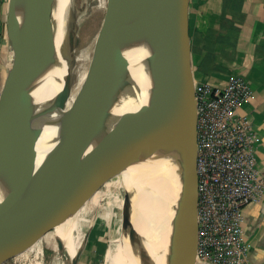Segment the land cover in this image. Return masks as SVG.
I'll use <instances>...</instances> for the list:
<instances>
[{
    "label": "water",
    "instance_id": "water-1",
    "mask_svg": "<svg viewBox=\"0 0 264 264\" xmlns=\"http://www.w3.org/2000/svg\"><path fill=\"white\" fill-rule=\"evenodd\" d=\"M46 4L8 1L11 56L0 93V261L29 234L45 231L57 214L79 203L119 157L164 132L168 138L162 146L169 156H178L181 186L174 208L179 247L171 264H196V100L188 0H108L104 47L93 72L90 110L95 124L65 142L57 140L66 122L86 112H72L69 104L77 39L71 22L62 64L46 20ZM132 31L151 41L148 58L138 68L128 54ZM105 69L113 72L122 94L108 115L106 100L99 102ZM48 74L54 78L52 90L46 87ZM26 110L40 119L46 132L38 154L16 166L9 134ZM125 191L127 226L134 228L143 248L144 264H163L139 232L141 220L131 188ZM59 242L64 248V241ZM64 251L68 264H77L78 254Z\"/></svg>",
    "mask_w": 264,
    "mask_h": 264
},
{
    "label": "bare ground",
    "instance_id": "bare-ground-1",
    "mask_svg": "<svg viewBox=\"0 0 264 264\" xmlns=\"http://www.w3.org/2000/svg\"><path fill=\"white\" fill-rule=\"evenodd\" d=\"M100 4L102 5V0H100ZM55 14L57 18L56 8ZM106 15L107 10L100 26L92 31L91 36H87L85 33L79 35V44L73 51L69 104L72 112L77 110L86 112L84 115L71 118L66 122L57 142H65L95 124V117L90 110L93 72L95 60L104 47ZM59 40H63L60 28L59 38L55 39V46L59 58L64 64L66 54L60 47ZM150 49L151 41L143 33L131 32L128 54L131 63L136 68L145 64ZM46 81V87L52 90L54 88L53 76L48 74ZM101 83L102 94L99 97V102L106 100L104 115H108L117 106L122 94L111 70H104ZM45 132L46 126L35 114H32L30 110L23 112L9 134L13 143L16 166L38 154ZM167 138V133L159 132L118 158L122 169L121 175L125 176L124 179L131 188L137 203L141 220L139 232L147 237L151 250L159 254L163 264H171L175 251L179 247L180 236L176 229L174 209L175 201L181 191L178 174L179 160L177 155L169 156L168 150L162 146L163 141H166ZM113 185L121 186V182L116 180ZM101 198L97 192L92 197L87 194L82 197L79 203L64 210L63 215L55 217L54 221L57 224L60 222L64 226V230L66 227L67 250L71 254H75L77 248L81 246L84 231L90 227L92 211ZM113 202L117 207L124 205L125 208V200L122 201L114 197ZM54 229L44 234L45 231L39 228L29 234L15 246L13 252L18 254L16 257L18 259L31 258L32 264H42L44 246L56 235ZM144 260L143 248L136 238L134 228L122 226L119 235L109 242L104 256L105 264H144ZM65 264H68L66 255Z\"/></svg>",
    "mask_w": 264,
    "mask_h": 264
},
{
    "label": "built area",
    "instance_id": "built-area-1",
    "mask_svg": "<svg viewBox=\"0 0 264 264\" xmlns=\"http://www.w3.org/2000/svg\"><path fill=\"white\" fill-rule=\"evenodd\" d=\"M4 74L0 60V93ZM252 90L240 76L224 85L194 76L196 100V264H250L244 208L264 195L255 135L238 108Z\"/></svg>",
    "mask_w": 264,
    "mask_h": 264
},
{
    "label": "crops",
    "instance_id": "crops-1",
    "mask_svg": "<svg viewBox=\"0 0 264 264\" xmlns=\"http://www.w3.org/2000/svg\"><path fill=\"white\" fill-rule=\"evenodd\" d=\"M9 0H0V60L5 75L11 51L6 36ZM188 28L194 76L224 85L242 77L252 96L237 110L255 135L257 168L264 176V0H188ZM206 72L197 71L200 63ZM250 264H264V195L244 208Z\"/></svg>",
    "mask_w": 264,
    "mask_h": 264
},
{
    "label": "rangeland",
    "instance_id": "rangeland-1",
    "mask_svg": "<svg viewBox=\"0 0 264 264\" xmlns=\"http://www.w3.org/2000/svg\"><path fill=\"white\" fill-rule=\"evenodd\" d=\"M99 5H101L100 0L47 1L45 8L47 23L51 29L54 42L55 39L59 38L60 28L63 40H59V45L65 54L68 53L67 26L73 22L72 26L75 29L77 39L75 45L77 46L81 33L91 36L92 31H95L100 26L107 10L108 0H102V5ZM116 163L117 165L107 175L102 176L89 193V197H92L97 192L98 196L102 198L95 205L91 214L90 227L85 229L81 246L76 250L78 254L77 264H105L104 256L110 240L119 235L122 226L128 225L124 205L117 207L113 202L114 197L122 201L126 199L125 188L128 186L127 181L124 179L125 176L121 175L122 169L118 159ZM116 180L121 182V186L113 185ZM63 211L57 214L56 218L63 215ZM54 222L50 223L44 232V234L49 233L55 228L56 235L48 240L44 246L42 264H65L64 248L68 249L66 227L64 230V226L60 222L58 224L56 221ZM59 237L65 243L64 248L60 245ZM17 255L14 252L7 254L1 259V264H32L31 258L18 259Z\"/></svg>",
    "mask_w": 264,
    "mask_h": 264
},
{
    "label": "trees",
    "instance_id": "trees-1",
    "mask_svg": "<svg viewBox=\"0 0 264 264\" xmlns=\"http://www.w3.org/2000/svg\"><path fill=\"white\" fill-rule=\"evenodd\" d=\"M197 71H199V72H206V69L204 68V64L201 62L199 65H198V67H197Z\"/></svg>",
    "mask_w": 264,
    "mask_h": 264
}]
</instances>
